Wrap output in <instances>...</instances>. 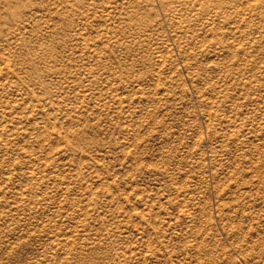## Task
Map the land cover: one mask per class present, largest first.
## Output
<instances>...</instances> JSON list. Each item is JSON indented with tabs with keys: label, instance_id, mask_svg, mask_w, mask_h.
Wrapping results in <instances>:
<instances>
[{
	"label": "rangeland",
	"instance_id": "obj_1",
	"mask_svg": "<svg viewBox=\"0 0 264 264\" xmlns=\"http://www.w3.org/2000/svg\"><path fill=\"white\" fill-rule=\"evenodd\" d=\"M0 264H264V0H0Z\"/></svg>",
	"mask_w": 264,
	"mask_h": 264
}]
</instances>
